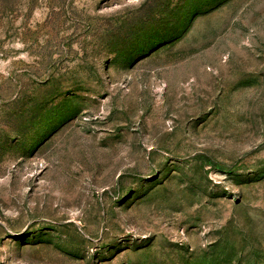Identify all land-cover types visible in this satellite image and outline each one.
Wrapping results in <instances>:
<instances>
[{"label":"rangeland","instance_id":"374dc122","mask_svg":"<svg viewBox=\"0 0 264 264\" xmlns=\"http://www.w3.org/2000/svg\"><path fill=\"white\" fill-rule=\"evenodd\" d=\"M0 264H264V0H0Z\"/></svg>","mask_w":264,"mask_h":264}]
</instances>
